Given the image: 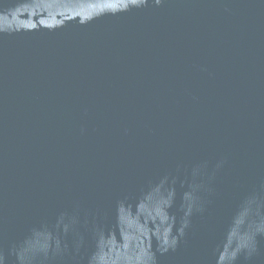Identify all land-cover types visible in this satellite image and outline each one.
Masks as SVG:
<instances>
[{"label": "water", "instance_id": "water-1", "mask_svg": "<svg viewBox=\"0 0 264 264\" xmlns=\"http://www.w3.org/2000/svg\"><path fill=\"white\" fill-rule=\"evenodd\" d=\"M0 264H264V0H0Z\"/></svg>", "mask_w": 264, "mask_h": 264}]
</instances>
